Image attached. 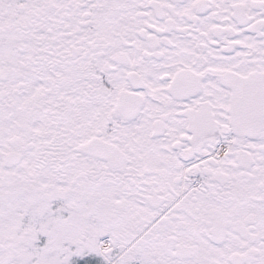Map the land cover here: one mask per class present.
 <instances>
[{
    "label": "snow or ice",
    "instance_id": "1",
    "mask_svg": "<svg viewBox=\"0 0 264 264\" xmlns=\"http://www.w3.org/2000/svg\"><path fill=\"white\" fill-rule=\"evenodd\" d=\"M0 264H264V0H0Z\"/></svg>",
    "mask_w": 264,
    "mask_h": 264
}]
</instances>
